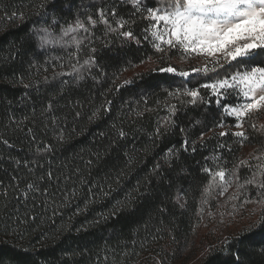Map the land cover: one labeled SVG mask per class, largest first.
I'll return each mask as SVG.
<instances>
[{"label":"trees","instance_id":"obj_1","mask_svg":"<svg viewBox=\"0 0 264 264\" xmlns=\"http://www.w3.org/2000/svg\"><path fill=\"white\" fill-rule=\"evenodd\" d=\"M0 8L4 9L0 10V249H29L34 264H156L157 260L186 264L188 259L195 264H215L213 246H221L224 235L198 237L201 192L209 180L202 169L215 170L211 159L205 161L212 156H219L218 163L231 169L241 149L229 152L218 148V144L227 145L232 136L214 137L212 131L203 128L207 123L204 113L216 111L214 104L185 106L177 113V127L171 133L161 138L153 135L157 122L168 114L165 104L177 103L168 98L166 90L178 86L181 78L149 69L171 63L186 70L177 63L179 55L172 51L165 62L146 66L148 57L157 60L148 44L137 46L133 42L121 48V41L105 36V28L98 24L93 29V46L103 49L107 40L112 41L111 50L97 57L103 74L93 69L83 81L68 79L61 85L56 80L55 86L38 92L25 90L22 85L5 83V77L18 71L26 76L27 83L51 76L50 67L46 73L32 69L29 76V63L34 60L43 65L50 57L64 55L61 50L40 54L42 50L34 48L29 38L32 27H51L53 19L63 25L77 14L83 18L84 13L95 18L98 8H115L117 17L125 18L134 10L126 0H5ZM5 10L9 16L13 11L22 12L24 19H7ZM147 26L146 21L138 19L132 30L142 38ZM14 54L15 59H10ZM86 55L85 48L81 59ZM142 60L146 63L141 64ZM136 73L141 74L138 79ZM129 78L133 84L117 91L116 86ZM25 91L28 97L22 100ZM49 100L56 125L49 116L41 119ZM107 101L111 105L105 111L102 106H107ZM97 109L96 117L90 119ZM13 117L17 122L29 117L31 122L21 125L25 131H17ZM195 120L201 125L193 126ZM27 128L33 129L37 141L53 145L51 153L36 152ZM181 128L190 141L197 140L203 130L205 146L197 141L195 153L191 149L181 151L166 163V150L173 145L180 148ZM121 130L124 137L119 135ZM61 131L63 141L57 139ZM4 140L13 147L5 145ZM47 171L59 179L50 183L45 179L41 187H48L54 195L33 196L29 192L25 199L21 190L38 176L46 177ZM73 190L75 194L71 195ZM177 194L183 195L184 208L176 203ZM113 211L115 217L110 215ZM102 215L108 219H101Z\"/></svg>","mask_w":264,"mask_h":264},{"label":"snow or ice","instance_id":"obj_2","mask_svg":"<svg viewBox=\"0 0 264 264\" xmlns=\"http://www.w3.org/2000/svg\"><path fill=\"white\" fill-rule=\"evenodd\" d=\"M126 2L130 3L134 10L128 14V18L117 17L115 8L107 11L98 8L95 18L91 14L84 13L83 18L77 14L72 21L63 25H60L59 20L53 19L51 27H32L29 30V38L34 48L42 50L40 54L44 51L61 50L64 55L50 57L43 65H37L34 60L29 63V76L32 75V69L37 73L41 71L46 73L49 67L52 69L51 76L43 75L38 79H29L26 83L25 75L13 71L5 77V83L13 86L22 85L25 90L38 92L43 87L55 86L53 82L56 80H59L61 85L66 84L68 79L75 82L83 81L91 76L93 69L103 74L97 57L102 51L111 50L112 41L107 40L103 49L93 46L96 43L93 29L99 24L105 28V36H114L121 41V48L133 42L137 46L148 44L157 54V60L153 61L152 57H148L147 62L163 63L170 59L169 53L174 50L181 53L182 59L201 61L189 70H181L171 63L166 67L149 69L181 78L178 86L166 90L168 98L176 100L177 103L165 104L168 114L157 122L153 133L156 138L168 135L177 127V113L187 105L194 107L215 105L216 111L204 113L207 123L203 124V128L212 131L214 137L232 136L243 145L248 139L245 123H249L253 130L259 131L255 123L250 121L252 115L264 111V0H126ZM4 3L5 0H0V6ZM40 7L43 9L44 5ZM0 10L4 9L0 8ZM45 15H48L47 12ZM5 16L7 19H24L23 13L16 11L11 12L9 16L5 10ZM138 19L146 21L148 25L142 30V38L132 30ZM56 26H59L58 31L55 30ZM85 48L87 55L81 59V53ZM10 59H15V54ZM140 63L145 64L146 61L142 60ZM140 75L136 73V78L138 79ZM193 81L196 83L193 84ZM133 82L131 78L124 79L116 86V90L119 91L120 87L131 85ZM202 92L205 95H202ZM27 97L28 93L25 91L21 99ZM110 105L111 101H107V106L102 107L108 111ZM52 110L53 103L49 100L41 113V119L45 116L51 117ZM97 112L99 109L90 119L95 118ZM76 115L79 116V113ZM137 115L142 116L143 113ZM227 119L232 120L233 123L227 125ZM11 121L16 123L17 131H25L21 125L25 121L31 122L29 117L18 122L13 117ZM51 123L56 125L55 117H51ZM200 125L199 120L193 122V126ZM233 128L236 130L233 131ZM217 129L219 131H216ZM180 131L183 134L180 148L177 149L173 145L166 150L164 153L166 163H170L181 151L188 152L191 149V152L195 153L197 141L201 147L205 146L203 130L197 140L191 141L185 129L181 128ZM26 134L36 143L37 153H51L53 145L37 141L32 128H27ZM119 135L124 137L126 134L121 130ZM57 139L64 140L62 131ZM3 143L13 147L8 140H4ZM217 146L229 152L233 150L229 145ZM209 159L215 163V170L207 167L202 169L209 176V180L201 192L198 218L203 219L205 208L211 206L210 199L217 197H226L225 203H232L233 211L229 213L230 216L235 215L237 202L242 208L250 204L256 205L257 207L251 209L248 215L258 214V219L247 224L239 233L225 237L221 241V246H213L216 249L215 264H264V162H261L264 161V157L250 156L251 160L257 161L255 164H250L248 159L239 160L231 169L218 163L221 159L219 156L205 157V161ZM16 163L19 164L20 161L17 160ZM27 164L28 162L25 161L26 166ZM242 166L247 167L250 174L241 181L239 171ZM33 167L43 166L34 164ZM159 168L160 164H157L156 169ZM45 179L50 183L59 178L54 177L52 171H47L46 177L38 176L36 180L27 183L26 189L21 190V195L25 199L28 198L29 192L33 196L54 195L48 187H41ZM83 182L81 180V183ZM233 186L234 191L229 194V189ZM249 187L255 190V197H250ZM213 193L216 195L214 196ZM70 194L74 195L75 190ZM175 201L180 208L185 207L183 195L177 194ZM160 211L164 212L165 209ZM110 215L115 217L116 211L111 212ZM214 215L211 211L208 212L209 217ZM220 215L223 216V213ZM35 218L31 217L33 220ZM101 219L106 220L108 216L102 215ZM29 252V249L17 250L15 247L10 252L0 249V264H34L29 258ZM254 256L261 259L256 260ZM156 264H166V260H157Z\"/></svg>","mask_w":264,"mask_h":264},{"label":"rangeland","instance_id":"obj_3","mask_svg":"<svg viewBox=\"0 0 264 264\" xmlns=\"http://www.w3.org/2000/svg\"><path fill=\"white\" fill-rule=\"evenodd\" d=\"M179 55L177 59L178 64H182L186 66V70L190 69L191 67L197 66L200 64L199 59H189L185 60L182 59L181 53L179 51H173ZM154 63H148L146 66H151ZM231 100V98H229ZM251 123H255L256 128L259 129V131L253 130L249 123H245V130L248 135V139L241 145L239 141L235 137H230L227 145L231 146L232 149L240 148L241 151L239 153L238 160L235 164L239 162V160L248 159L250 164H255L257 161L251 160L250 156H262L264 157V111L256 113L252 115L251 117ZM233 123L232 120L227 119L226 124L231 125ZM235 131L236 129H232ZM215 139L214 141H216ZM252 141H257L258 143L254 144ZM264 162V161H261ZM229 168L230 167H225ZM249 169L247 167H241L239 171V176L241 178V181L246 178L249 175ZM234 191V186L232 189H229V194H231ZM215 196L216 194L213 193ZM227 195V194H226ZM249 195L250 197H255L256 193L255 190L249 187ZM226 197H217L216 199H210V207H206L204 211L203 219H200V225H199V232L198 237H203L204 235L208 233H212L218 237L219 235H224L223 237H228L232 233H237L239 230L243 229L247 224L251 223L253 220L258 219L257 215L249 216L248 213L251 211V209L257 207L254 204L246 205L243 208L240 207L239 202H237V206L235 209V215L230 216L229 213L233 211L232 203H225ZM211 211L214 213V217H209L208 212ZM220 213H223V216L220 215ZM192 250V249H191ZM197 252V251H195ZM191 256L194 254L191 252H188ZM186 264H192L193 261L191 259H188L186 261ZM182 264V263H178ZM195 264V263H193Z\"/></svg>","mask_w":264,"mask_h":264}]
</instances>
